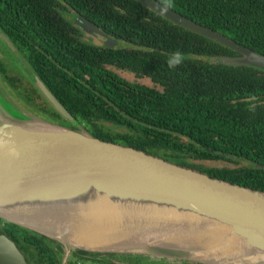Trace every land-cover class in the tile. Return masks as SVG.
<instances>
[{
  "label": "trees",
  "instance_id": "1",
  "mask_svg": "<svg viewBox=\"0 0 264 264\" xmlns=\"http://www.w3.org/2000/svg\"><path fill=\"white\" fill-rule=\"evenodd\" d=\"M154 1L264 56V0ZM77 16L117 45L83 39ZM0 33L95 137L264 192V70L211 61L237 56L231 48L140 0H0ZM0 73L45 119L72 127L2 61ZM217 160L228 166L209 165Z\"/></svg>",
  "mask_w": 264,
  "mask_h": 264
},
{
  "label": "water",
  "instance_id": "2",
  "mask_svg": "<svg viewBox=\"0 0 264 264\" xmlns=\"http://www.w3.org/2000/svg\"><path fill=\"white\" fill-rule=\"evenodd\" d=\"M140 1L173 23L238 54L211 57V61L264 70L263 55L157 1ZM74 23L87 34L103 37L107 47L117 45L84 16H77ZM0 36L13 49L6 36ZM24 68L37 91L72 127L21 109L0 82L1 219L86 251L133 253L193 264L264 254V192L95 137L29 65ZM108 206L121 213L107 217L103 212ZM91 210L98 215L85 219L98 221L102 216L108 227H84L75 220L76 215ZM150 210L185 219L166 222ZM207 224L223 228L225 237L237 240L235 250L226 251L219 245L221 241L211 248L195 243L196 235L178 237L186 231L205 235ZM0 264H28L4 235H0ZM256 264H264V260Z\"/></svg>",
  "mask_w": 264,
  "mask_h": 264
},
{
  "label": "flooded vegetation",
  "instance_id": "3",
  "mask_svg": "<svg viewBox=\"0 0 264 264\" xmlns=\"http://www.w3.org/2000/svg\"><path fill=\"white\" fill-rule=\"evenodd\" d=\"M82 33L92 38L101 39L102 42L105 41L103 37H98L99 35H90L84 31ZM6 38L8 39V37ZM8 41L10 42L9 39ZM0 42V46L2 44L5 48L3 52L7 56L6 61L16 58L17 62L21 63V57L26 61L25 56L17 48L11 49L2 38ZM0 49L2 48L0 47ZM10 50L14 51L12 53H15L14 57L10 54ZM131 75L134 77V74L131 73ZM136 80H139V78ZM229 157L233 160L236 159L233 155H229ZM239 159L241 162L246 161L242 158ZM0 235H4L16 245L28 264H178V261H180L133 253L95 252L69 247L3 219L0 220ZM181 262L189 263L187 261H180L179 263Z\"/></svg>",
  "mask_w": 264,
  "mask_h": 264
},
{
  "label": "bare ground",
  "instance_id": "4",
  "mask_svg": "<svg viewBox=\"0 0 264 264\" xmlns=\"http://www.w3.org/2000/svg\"><path fill=\"white\" fill-rule=\"evenodd\" d=\"M91 211H84V213L81 215H76L77 217L75 218V220H77L80 224H82L84 227H89L91 225H99L101 227H108V222L104 221V218L101 216V218L98 221H89L91 220L90 218L96 217L98 214L95 212ZM99 211V210H98ZM154 215H156L159 220H161L162 218L164 219V221H171V222H178V221H183L185 218L181 217V216H177V215H169V214H158L155 213L156 211L150 210ZM121 212H118L116 210V208L108 206L105 211L103 212V214L107 215V217L109 216H118ZM160 216V217H159ZM85 218L89 219L86 220ZM188 219V218H187ZM80 226V225H79ZM149 228V227H147ZM169 229L173 230V228L169 227ZM224 229L220 228V227H216L210 224H207V227L204 229L205 235H197V234H192L188 231L184 232V233H178V237L179 235L181 236H191V235H196L194 238V242L195 243H200L202 245H205L209 248L216 246V242H220V246L223 247L226 251L228 252H233L235 250V241L237 240H233V239H229L227 237H225L224 235ZM96 231L98 232L99 229L97 227ZM180 231V230H179ZM94 234L95 231L93 232ZM105 235H109L111 239H116L113 237V235L109 234V233H104ZM180 239H185V238H181ZM118 240V239H117ZM84 242H88V240H84ZM231 259V258H229ZM222 259L220 260L219 258L216 259L217 264H256L257 262H262L264 260V254L259 253V252H254L249 256H243L241 258H235V259Z\"/></svg>",
  "mask_w": 264,
  "mask_h": 264
},
{
  "label": "rangeland",
  "instance_id": "5",
  "mask_svg": "<svg viewBox=\"0 0 264 264\" xmlns=\"http://www.w3.org/2000/svg\"><path fill=\"white\" fill-rule=\"evenodd\" d=\"M83 39L85 40H91L94 42V43H98L100 42V40L98 38H90L88 35H85L83 34L82 36ZM1 43V42H0ZM2 49H0V61L3 62V64L5 65V67L7 68L8 70V73L10 75H13V76H17L20 80H21V84L23 86H33L35 88V86L33 85V82H32V79L29 77V75L27 74L26 70H25V66H26V61L24 60L23 57H21V63H18L16 58L12 60H9V61H6V54L3 52L4 51V46L1 44L0 46ZM13 47V46H12ZM14 49V47H13ZM7 50H9L7 48ZM14 51L10 50V54L12 55V57L15 56V53L12 54ZM19 60V61H20ZM28 65V64H27ZM128 80H136L132 75H129L127 73H122ZM140 82L142 83H147V84H151L150 80L149 79H139ZM0 82L1 84L3 85V87L6 89V91L8 92V94L11 96V98L16 102V104H18V106L31 113L32 115H36L38 116L39 118H42L44 120H48V119H45L44 115L42 113H40L38 111V108L35 107V105H30L28 104L24 98H22V96H20L18 93L15 92V90L11 87V85L8 83L7 80H5V78L2 77V74L0 73ZM104 127H102L105 131H110L112 133H116V132H127V130H124L122 128H117V127H112V126H107V125H103ZM132 133V132H130ZM210 166H228V163L224 162V161H221V160H217V161H212L211 163H209ZM180 261H178V264H189V263H186V262H181L179 263Z\"/></svg>",
  "mask_w": 264,
  "mask_h": 264
},
{
  "label": "clouds",
  "instance_id": "6",
  "mask_svg": "<svg viewBox=\"0 0 264 264\" xmlns=\"http://www.w3.org/2000/svg\"><path fill=\"white\" fill-rule=\"evenodd\" d=\"M181 62V57H180V55L179 54H176L175 56H174V58L173 59H170L169 61H168V63H169V67H175L177 64H179Z\"/></svg>",
  "mask_w": 264,
  "mask_h": 264
}]
</instances>
